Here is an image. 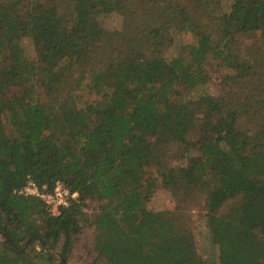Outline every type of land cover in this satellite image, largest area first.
<instances>
[{
  "label": "trees",
  "instance_id": "obj_1",
  "mask_svg": "<svg viewBox=\"0 0 264 264\" xmlns=\"http://www.w3.org/2000/svg\"><path fill=\"white\" fill-rule=\"evenodd\" d=\"M62 1L0 0V233L13 241L0 264H55L51 253L27 256L28 236L63 239L66 259L83 224L95 227L92 264H207L181 212L148 208L152 169L176 197H206L220 264H264V0H124L134 11L120 33L98 19L107 0ZM173 15L196 43L169 59L154 35ZM240 36L258 38L247 54ZM210 59L254 95L239 106L184 97L209 82ZM178 145L191 153L183 166L172 164ZM28 177L78 195L53 216L15 193ZM89 200L102 203L93 219Z\"/></svg>",
  "mask_w": 264,
  "mask_h": 264
},
{
  "label": "rangeland",
  "instance_id": "obj_2",
  "mask_svg": "<svg viewBox=\"0 0 264 264\" xmlns=\"http://www.w3.org/2000/svg\"><path fill=\"white\" fill-rule=\"evenodd\" d=\"M61 1L62 0H43L46 5ZM62 2V7L65 8V0ZM138 2L142 3L143 0H136V3ZM229 3L230 0L223 1L224 5H229ZM133 11L134 8H132L128 2H124V0H107L105 10L98 19L102 26L109 32H125L132 26ZM181 20V16H171L166 20L165 27L154 35V38L157 41L164 44V54L166 58L171 59L176 57L180 54V50L183 46L196 43L193 36L180 32L177 28ZM257 39L258 38L240 36L238 41L239 44L236 48H242L243 53L247 54L250 52L251 47L256 43ZM23 46L28 60L37 62V56L32 40L25 39ZM206 69L209 75V82L204 86L198 87L190 96L184 93V97L195 98L208 93L214 96H222L232 106H239L245 99L251 98L254 95V93L252 95V84H235L228 81L226 77L233 73L225 67H222L217 61L210 59L206 64ZM78 74L79 72L76 73V75ZM245 122L248 123L247 120H245ZM190 139L196 140V137L191 136ZM188 149L189 148H185L182 145L174 146L173 149H171L172 164L176 166L185 165L188 161V157L191 155V153H188ZM148 175L156 178L159 184L147 204L148 208L154 211L181 212L186 225L194 235L199 258L207 264H220L219 247L212 242L208 229L206 197L203 195L201 196L200 194L194 196L191 195L190 197H176V195L163 186L162 178L157 169H152ZM101 204L102 203L95 200L87 201L84 210L89 219L94 218ZM236 204L237 203L234 201L228 202L221 209L219 214L222 215L226 213L230 208L236 206ZM37 223L42 225L41 219H38ZM27 238H30V242L34 239V243L26 248L27 256L29 258H34L35 261L41 263H47L46 256L45 258L42 257L40 259L35 258L36 254L41 251H44L45 254L51 253L55 264H58L59 262L63 263V260H65L66 264H92L97 258V253L95 251V227L90 224H83L81 232L74 236L72 249L67 254L66 259L61 255L63 239L57 243L56 247H51L46 243L53 250L47 249L45 251L40 244L43 241L38 239V237L33 238V236H28ZM4 240V236L0 234V250L4 248ZM97 264L107 263L103 260H98Z\"/></svg>",
  "mask_w": 264,
  "mask_h": 264
},
{
  "label": "built area",
  "instance_id": "obj_3",
  "mask_svg": "<svg viewBox=\"0 0 264 264\" xmlns=\"http://www.w3.org/2000/svg\"><path fill=\"white\" fill-rule=\"evenodd\" d=\"M15 193L25 197L38 198L53 216H58L61 210L67 207L71 200L78 195L77 193H71L61 181H57L53 188L48 190L46 186L40 187L30 177H28L25 186Z\"/></svg>",
  "mask_w": 264,
  "mask_h": 264
},
{
  "label": "flooded vegetation",
  "instance_id": "obj_4",
  "mask_svg": "<svg viewBox=\"0 0 264 264\" xmlns=\"http://www.w3.org/2000/svg\"><path fill=\"white\" fill-rule=\"evenodd\" d=\"M0 234H2V235H5L4 233H0ZM35 237H37V236H33V238H35ZM39 239V238H38ZM25 241H27V242H25ZM25 241H23V242H20V246H25V248H28L31 244H33L34 243V239L30 242V241H28L27 239L25 240ZM5 242H7V243H5ZM13 242V241H12ZM12 242H9V241H7V240H4V244H9V245H13V243Z\"/></svg>",
  "mask_w": 264,
  "mask_h": 264
},
{
  "label": "water",
  "instance_id": "obj_5",
  "mask_svg": "<svg viewBox=\"0 0 264 264\" xmlns=\"http://www.w3.org/2000/svg\"><path fill=\"white\" fill-rule=\"evenodd\" d=\"M5 240L12 242L11 238L9 236H7L6 234L3 235ZM39 238V237H38ZM28 241H30V238H27ZM41 246L44 248V250L46 251L47 249L53 250L51 247H49L44 241L40 243ZM16 249V248H15ZM64 264H66L65 260L62 261Z\"/></svg>",
  "mask_w": 264,
  "mask_h": 264
}]
</instances>
